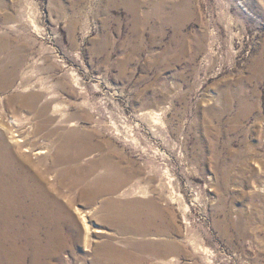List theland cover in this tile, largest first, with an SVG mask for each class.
Here are the masks:
<instances>
[{
    "label": "rangeland",
    "instance_id": "374dc122",
    "mask_svg": "<svg viewBox=\"0 0 264 264\" xmlns=\"http://www.w3.org/2000/svg\"><path fill=\"white\" fill-rule=\"evenodd\" d=\"M0 120L79 224L49 264H264V0H0Z\"/></svg>",
    "mask_w": 264,
    "mask_h": 264
},
{
    "label": "bare ground",
    "instance_id": "6f19581e",
    "mask_svg": "<svg viewBox=\"0 0 264 264\" xmlns=\"http://www.w3.org/2000/svg\"><path fill=\"white\" fill-rule=\"evenodd\" d=\"M146 113L159 119L155 113ZM3 123L0 120V264H49L66 246V226L76 243L80 242V227L75 216L50 192L45 178L12 147V142L22 144L24 138ZM8 133H12L11 141L7 140ZM66 147L65 142L62 149ZM25 151L31 152V147ZM112 188L108 185L95 191ZM82 219L88 238L92 228L85 214ZM111 263L112 258L106 257L105 264Z\"/></svg>",
    "mask_w": 264,
    "mask_h": 264
}]
</instances>
